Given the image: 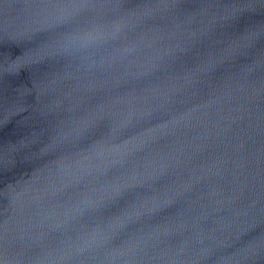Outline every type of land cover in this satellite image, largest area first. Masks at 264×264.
I'll use <instances>...</instances> for the list:
<instances>
[{
	"label": "water",
	"instance_id": "obj_1",
	"mask_svg": "<svg viewBox=\"0 0 264 264\" xmlns=\"http://www.w3.org/2000/svg\"><path fill=\"white\" fill-rule=\"evenodd\" d=\"M0 264H264V0H0Z\"/></svg>",
	"mask_w": 264,
	"mask_h": 264
}]
</instances>
